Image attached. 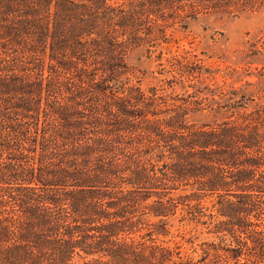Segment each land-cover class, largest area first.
Returning a JSON list of instances; mask_svg holds the SVG:
<instances>
[{
	"label": "trees",
	"instance_id": "16d2710c",
	"mask_svg": "<svg viewBox=\"0 0 264 264\" xmlns=\"http://www.w3.org/2000/svg\"><path fill=\"white\" fill-rule=\"evenodd\" d=\"M263 5L0 0V264H264V104L189 122L204 65L164 55L187 20ZM138 46L163 84L131 82Z\"/></svg>",
	"mask_w": 264,
	"mask_h": 264
},
{
	"label": "rangeland",
	"instance_id": "374dc122",
	"mask_svg": "<svg viewBox=\"0 0 264 264\" xmlns=\"http://www.w3.org/2000/svg\"><path fill=\"white\" fill-rule=\"evenodd\" d=\"M185 51L195 54L204 65L200 80L194 85L201 90L194 94L202 98L204 108L189 111L187 121L220 122L243 106L251 109L264 104V5L239 15L215 13L187 20L185 26L174 28L173 41L164 55ZM126 61L135 70L132 83H139L144 89L163 84L167 74L160 73L156 53L148 52L145 46L130 49ZM194 88L183 84L173 87L178 93L191 92ZM170 223L171 231L185 247L189 244L181 234L188 237L194 233L195 242L210 239L201 227L194 230L176 219Z\"/></svg>",
	"mask_w": 264,
	"mask_h": 264
}]
</instances>
